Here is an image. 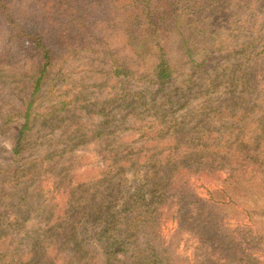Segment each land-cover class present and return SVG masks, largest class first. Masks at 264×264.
<instances>
[{"label":"rangeland","instance_id":"obj_1","mask_svg":"<svg viewBox=\"0 0 264 264\" xmlns=\"http://www.w3.org/2000/svg\"><path fill=\"white\" fill-rule=\"evenodd\" d=\"M241 12L238 17L215 20L230 35L228 51L237 53L238 44L262 40L256 50L250 47L243 55L237 53L221 62H240L231 68H245V86L229 91L220 87L233 74L222 69L190 83L185 70L167 84L172 102L162 96L152 100L156 86L111 75L103 48L80 50L67 62H55L48 68L36 96L37 117L20 142L23 108L30 98L38 61L16 52L13 31L0 18V230L16 234L21 248L28 249L34 242L53 247L80 245L95 252L99 264H105L96 233L119 222L138 193L147 200L158 199L164 189L153 191L155 182L160 178L165 183L175 167L164 157L183 149L186 135H223L232 121L221 119L218 108L264 98V0L243 6ZM211 84L215 92L208 88ZM130 126L138 129H124ZM114 129L120 130L108 135ZM192 164L188 160L182 166L190 169ZM221 172L222 176L197 169L186 175L188 196L202 203L211 198L223 200L219 191L226 171ZM245 206L230 208L223 222L235 231L237 240H249L240 248L264 264V241H259ZM160 222L159 240L167 244L178 224L167 213ZM212 251L211 244H202L190 231L178 239L181 264H210Z\"/></svg>","mask_w":264,"mask_h":264},{"label":"trees","instance_id":"obj_2","mask_svg":"<svg viewBox=\"0 0 264 264\" xmlns=\"http://www.w3.org/2000/svg\"><path fill=\"white\" fill-rule=\"evenodd\" d=\"M254 1L0 0V18L13 31L16 52L29 54L38 61L39 68L23 108L19 142L32 130L38 111L36 96L45 83L48 68L55 62H67L80 50L103 48L111 75L138 78L156 86L152 100L162 96L172 102L167 84L173 77L185 74V70L190 83L211 70L222 69L233 74L220 87L223 85L229 91L245 86V68H231L241 63L221 62L229 61L237 53L243 55L250 47L256 50V44L262 40L254 38L238 44L234 48L240 51L237 53L228 51L230 35L215 19L238 17L242 7ZM212 86L208 88L215 92L217 88ZM260 101L264 98H255L244 106L228 104L218 108L221 119L232 121L223 135H186L187 145L164 157L175 167L165 183L160 178L155 182L153 191L164 189L158 199L147 200L143 193H138L119 222L96 233L105 264H122L127 260L134 264H181L184 259L179 260L177 243L186 231L202 244L213 246L210 264H259L240 248L249 240H237L235 231H230L223 221L230 208L246 205L259 241H264V106L258 104ZM98 136L102 137L101 132ZM14 151L18 153L20 149L15 147ZM188 160H193V168L182 166ZM197 169L204 174L226 171L221 180L223 189L219 191L223 200L211 198L202 203L200 198L193 201L188 196L190 183L186 175ZM178 203L180 209L175 208ZM165 213L178 224L167 244L159 240L160 221ZM18 238L0 230V264H99L95 252L80 245L53 247L34 242L25 249L17 246Z\"/></svg>","mask_w":264,"mask_h":264}]
</instances>
